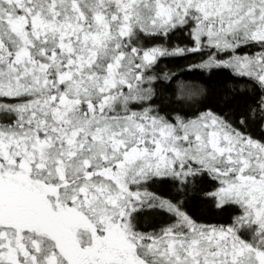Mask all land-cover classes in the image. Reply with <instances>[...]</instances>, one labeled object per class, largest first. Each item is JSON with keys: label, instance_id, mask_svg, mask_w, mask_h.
<instances>
[{"label": "snow or ice", "instance_id": "snow-or-ice-1", "mask_svg": "<svg viewBox=\"0 0 264 264\" xmlns=\"http://www.w3.org/2000/svg\"><path fill=\"white\" fill-rule=\"evenodd\" d=\"M0 264H264V0H0Z\"/></svg>", "mask_w": 264, "mask_h": 264}]
</instances>
